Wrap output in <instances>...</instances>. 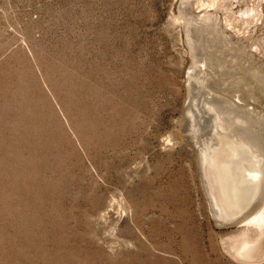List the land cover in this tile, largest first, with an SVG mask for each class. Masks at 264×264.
Here are the masks:
<instances>
[{"label": "rangeland", "instance_id": "obj_1", "mask_svg": "<svg viewBox=\"0 0 264 264\" xmlns=\"http://www.w3.org/2000/svg\"><path fill=\"white\" fill-rule=\"evenodd\" d=\"M209 97L264 142V0H0V264H264L210 196Z\"/></svg>", "mask_w": 264, "mask_h": 264}, {"label": "bare ground", "instance_id": "obj_2", "mask_svg": "<svg viewBox=\"0 0 264 264\" xmlns=\"http://www.w3.org/2000/svg\"><path fill=\"white\" fill-rule=\"evenodd\" d=\"M209 98L218 103L211 110L212 112L207 113V119L213 120L211 136L209 141L203 144V149L199 148L197 151L200 152L201 167L207 179L210 196L217 212L227 217H231L230 208H233L231 206L246 203V206L236 213V216H240L238 221L244 223L245 227L237 254L247 261L262 260L264 259V142L261 132L250 124L251 112L244 111L245 118L250 119L248 121L250 123L237 116L235 105L238 108L244 105L238 102L239 99L235 105L229 106L216 98ZM229 146L236 147L234 160L238 161L241 154L245 156L244 164L236 163L235 173L233 170L234 175L237 174L243 182L241 186L235 188V193L231 192L226 162L224 163L225 159L229 158L227 157ZM248 206L251 207L248 209ZM252 229L256 231V238L250 237Z\"/></svg>", "mask_w": 264, "mask_h": 264}]
</instances>
